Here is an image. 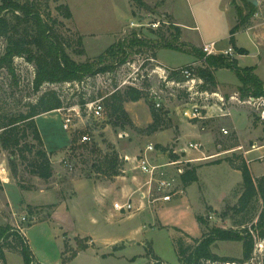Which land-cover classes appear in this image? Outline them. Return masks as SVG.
<instances>
[{
    "label": "rangeland",
    "instance_id": "rangeland-1",
    "mask_svg": "<svg viewBox=\"0 0 264 264\" xmlns=\"http://www.w3.org/2000/svg\"><path fill=\"white\" fill-rule=\"evenodd\" d=\"M29 1L33 2L41 16L52 24L54 31L69 44L67 53L78 62L95 58L114 43L126 44L128 40L138 38L156 44L161 36L170 40L175 34V29L170 25L174 24V21L168 14V7L170 8L172 2L176 0H143L149 10L138 6L133 0ZM224 1L177 0L175 9L179 13V18H182L180 21L187 25L193 23L191 29L188 27L180 30L177 43L184 44L180 45L183 50L188 49L189 39L194 41L200 35L206 38L209 35H224L225 18L222 16ZM230 1L235 12L237 7L241 8L243 15L249 13L248 6L242 8V0ZM256 1L254 10L240 27L249 29L251 33L240 34L239 44L254 51L251 39L255 33L256 41L263 51L264 0ZM62 3L69 6L71 18H66L57 8ZM239 18L237 14V21ZM79 35L82 36L85 49V54L82 55L75 52L79 48L77 45ZM4 45V39L0 37V56ZM229 45V39L225 38L216 42L218 49H225L222 47ZM137 48H128L125 63L118 64L109 73L96 74L84 79L80 84L45 83L39 91L33 89L34 65L23 57L14 58L13 73L5 67H0V118L25 112L29 103L35 102L48 90H56L64 105L61 108L64 110L48 112L35 119L44 148L50 151L47 152L50 154L53 175L49 180L32 175L26 160L10 155L0 145V227L8 224L17 228L18 224L25 230L29 225H33L27 231L31 240L30 249L46 264L55 262L63 264V259L69 258L73 252H78L83 245L91 246L98 253L115 251V256L94 258L92 251L87 250L66 264H147L155 262L156 256L164 264H179L177 247L193 245L194 238H200L207 227L239 230L243 226L249 227L258 219L262 209V201L259 198L248 214L236 211L242 193V174L228 162L223 161L230 157L238 164L242 157L250 166L256 180L264 177V120L246 104H235L233 115L224 117L214 115L206 121L205 129L202 131L205 133L203 145L199 146V150H189L188 155L189 159L202 157L200 160L189 162L190 166H198L197 181L187 186L188 188L178 184L177 187L183 190L182 193L175 195L171 202L163 206L161 202L150 204L142 202L136 196V190L146 188L147 178L137 168L134 157L142 152L146 144L152 143L156 148L155 163L171 159L169 155L172 151L189 143L183 138L178 139L184 130L182 127L191 126L190 123L194 122L184 118L181 112L199 101L190 94L189 84L182 85L186 78L181 81L174 79V83L162 78V70L166 66L152 58L154 51H159L161 61L170 66H177L172 68L187 65L194 68L206 63L196 54L173 48L159 50L146 46L139 50ZM189 56L194 57L195 62L189 64L193 60ZM235 56L234 51V55L229 57ZM240 63L256 65V73L264 80V54L243 57ZM157 65L161 68H157ZM217 77L225 83L238 81L236 73L227 68H220ZM196 84L199 89L203 88L202 84L198 82ZM127 85L137 86L147 93L145 98L137 102L124 103V107L127 106L131 112L132 116L128 114L133 126H125L123 129L115 127L109 122L106 109L102 117L94 118L86 113V105L84 108L79 106L80 100L98 96L97 91L110 92L114 87L124 89ZM212 90L220 92L227 98L238 93V87L233 84L222 85ZM155 94L160 95L159 108L154 104ZM214 101L209 99V113L212 115L216 110ZM151 108L161 113L163 119L158 130L154 132L146 130L152 122ZM65 114H71L73 120L68 130L62 127V118ZM234 118L238 121V133L230 130ZM197 125L199 130H202L201 124ZM222 128L228 133L223 134ZM154 133H160V139L165 143H157L158 139L152 136ZM83 134H89V142H81ZM73 137L76 139L71 142ZM156 144L165 147L166 150L159 149ZM111 154L117 155L118 166L105 172L98 171L97 164ZM194 154L199 155L193 156ZM11 157L15 160V168L9 162ZM181 158L184 160L183 156ZM217 161L221 162L214 163ZM127 188L130 191L126 197L121 199L115 197L113 201L122 202L133 195L135 208L138 209L132 214L119 217L115 213H112V216L102 213L97 208L91 191L97 189L105 193L109 190L117 192V189ZM39 190H43L42 193ZM7 198L18 205L15 214L10 213ZM22 198H34L44 205L32 206L29 209V205H25ZM60 202H68L69 210L61 208L56 212L54 222L38 224L49 221ZM22 214H30L33 217L30 222H20ZM198 215L204 219V225L198 222ZM240 221H245L243 226L236 224ZM62 237L63 247L60 252ZM212 251L230 261L202 260L200 264H264V239L255 240L252 257L244 263L240 262L243 252L240 240H217L212 245ZM5 253L6 264H24L19 253L9 250ZM33 264L39 263L34 261Z\"/></svg>",
    "mask_w": 264,
    "mask_h": 264
},
{
    "label": "trees",
    "instance_id": "trees-1",
    "mask_svg": "<svg viewBox=\"0 0 264 264\" xmlns=\"http://www.w3.org/2000/svg\"><path fill=\"white\" fill-rule=\"evenodd\" d=\"M138 6L149 10V7L143 0H133ZM242 8L249 7L248 14L243 15L241 8L236 7V13L239 20L230 30L229 43L237 54H247V50L237 48L235 45L234 33L245 24L250 12L254 10L255 5L252 0H242ZM60 12L66 17L71 18L72 12L65 3L57 6ZM10 14V15H8ZM170 25L175 29V34L168 40L161 36L156 44L132 38L128 43L111 44L102 53L93 59L83 62L75 61L67 53L68 45L64 39L54 31L53 25L45 20L37 10L33 2L29 0H0V37L4 39L5 45L3 53L0 56V67L7 68L11 73L14 72V58L23 57L34 65L33 89L39 91L40 87L45 84L56 83H75L80 84L84 79L92 77L96 74L109 73L115 69L118 64L125 63L126 52L128 48L142 46L147 48L161 49L173 48L182 52L191 53L193 55L205 57L203 66L192 67L187 65L184 67L191 68L192 74L203 80V89L212 90L217 87V80L214 72L220 68L232 69L239 81V95L244 98L247 96L264 95L263 81L253 73L252 67L241 68L235 58L224 55H208L205 56L202 49L193 45H189L187 50H183L177 43L181 34L180 28L173 23ZM79 48L75 51L77 54H85L82 44V36L77 39ZM152 58L156 60V50ZM185 77L179 75L177 71H170L168 79L177 81L185 80ZM98 96L80 100L79 106L82 108L89 102L101 97L104 109L107 111L109 122L123 129L125 126H133L132 120L124 107L125 102H137L141 98H145L144 90L134 85H127L124 89L114 87L110 92L97 91ZM63 102L56 90L45 91L40 97L32 103L28 104L25 112H19L14 115H6L0 118V145L10 155L17 156L28 162L29 172L36 177L49 180L53 175L50 154L44 148V142L36 123V117L48 112H52L63 108ZM152 122L147 126L149 132L157 131L162 122V114L151 108ZM165 115V114H164ZM28 139V140H27ZM75 137L71 142L75 141ZM161 150L165 147L156 144ZM31 156H27L26 153ZM172 159H178L179 155L173 152L169 155ZM235 157L238 158L237 155ZM240 157V156H239ZM10 158L9 162L15 168V160ZM240 163H235L233 158H226L223 161L239 170L242 174V193L238 199L236 211L248 214L254 202L259 198L262 201V209L255 223L249 227L243 226L245 221L236 223L243 227L239 230L225 229L220 227H207L200 238H194L193 245L184 247L180 245L176 249L179 264H200L202 260L209 261H227L228 258L220 257L212 251V245L215 241L240 240L242 242L243 252L241 263L247 262L252 257L254 244L256 239H264V177L256 180L252 174L251 168L242 157ZM118 157L111 154L104 157L97 164L98 171H106L107 169H115L118 165ZM217 161L214 163H220ZM198 166H190L186 164L181 173V184L186 187L198 180ZM116 173V172H115ZM29 209L32 206H28ZM198 222L205 224L202 216H197ZM30 226V225H29ZM66 245V244H65ZM88 245H83L79 250L86 249ZM17 252L22 256L24 264H33L35 259L30 249L28 239L19 228H14L8 224L0 227V263L6 264L5 251ZM77 252L63 259V264L72 259ZM236 262V260H231ZM147 264H164L162 260L156 256L155 262Z\"/></svg>",
    "mask_w": 264,
    "mask_h": 264
},
{
    "label": "built area",
    "instance_id": "built-area-1",
    "mask_svg": "<svg viewBox=\"0 0 264 264\" xmlns=\"http://www.w3.org/2000/svg\"><path fill=\"white\" fill-rule=\"evenodd\" d=\"M202 51L205 56L214 54V55H224V56H233L234 49L229 46L225 49L216 48V43L211 42L208 44H204L202 46ZM205 61V57H203ZM157 68H161L160 66H156ZM163 79L167 82L174 83V79H168V74L170 71H177L179 75H182L186 78L185 82L182 85L189 84V91L192 96L198 98L199 101H196L191 107L182 110V116L188 120L197 122L201 124V129H205L206 121L214 117V115H219L220 117L229 116L232 113L235 104L239 105H248L251 107L252 111H254L257 116L264 120V95L261 96H247L242 98L239 93L232 94L229 98L220 92H216L214 90L198 88L197 82L203 85V80L201 78L195 77L192 74V67H180V68H172V67H164ZM197 89H196V88ZM195 89V90H194ZM154 104L155 107H160V95L155 94L154 96ZM209 99H214V106L216 110H214V114L209 113ZM78 109V108H77ZM86 113L92 115L94 118L102 117L104 112V107L101 102V99H96L92 102L86 104ZM64 109H58L61 111ZM69 110V109H68ZM75 110V109H74ZM79 111V110H78ZM72 116L71 114H65L62 118V127L68 130L72 124ZM222 133L227 134L228 131L225 128H222ZM90 141L89 134H83L81 136V142L87 143ZM198 143L189 142L182 148V151L177 153L176 150L172 151L174 154L179 155L178 159H168L163 163H155L154 152L156 151L155 145L152 143L146 144L142 152L134 157L137 161V168L139 171L146 176L145 189H138L136 193L138 197L142 200V202L155 203V202H168L171 201L173 196L180 194L182 191L177 187L178 184H181V173L183 172L185 165L183 163H189L193 160L197 159H185L181 158L182 152L186 150L196 149L199 150ZM129 160V157H127ZM185 161V162H184ZM114 210L119 212L122 215L132 214L135 209V204L133 203L131 197H128L124 201H115L112 204ZM32 215L30 214H22L20 216V222H30L32 219ZM17 228L22 230V228L17 224ZM53 264H59L57 262Z\"/></svg>",
    "mask_w": 264,
    "mask_h": 264
},
{
    "label": "crops",
    "instance_id": "crops-1",
    "mask_svg": "<svg viewBox=\"0 0 264 264\" xmlns=\"http://www.w3.org/2000/svg\"><path fill=\"white\" fill-rule=\"evenodd\" d=\"M176 2H177V0L174 1V2H172L170 8L168 7V9H169L168 14L171 15L172 20L174 21V25L178 26L181 31L184 30L185 28H188V27H189V29H191L193 27V26H191L193 23H189V25H187L186 23H183V21H180L182 18H179V13L177 12V9H175V3ZM222 4H223V14H222V16H224V18H225V25H224V32L225 33H224V35L223 34L222 35H218V36L209 35V36H207V38L204 35H200L199 38L198 39H195L194 41H192V40L189 39V41H188L189 42V45H193V46L201 49L204 44H208V43H211V42H215L216 43L221 38L229 39V37H230V30L237 23V14L235 12V8L233 6H231L232 1L225 0L224 3H222ZM243 32L246 33V34L247 33L248 34L251 33V31L249 29H241V28H239L234 33L235 45H236L237 48L246 49L248 51V53L247 54H243V55L236 53V56L234 58L237 60V63H238V65L241 68H244V67H252L253 68V73L256 74L263 81V83H264L263 78L260 77L256 73L257 72V66L256 65H252V64H250V65H241V63H240V59L243 58V57H246V56H261L262 54H264V43H262L263 51H261L260 44L256 41V36L257 35L254 33L252 35V39H251L253 41L254 51H250L249 48L244 47V46H242V45L239 44V35L242 34ZM229 46H231V45H229ZM228 47H222V48H228ZM158 53H159V51L156 52V59L158 60V62L162 66H166V67H177V66H170L167 63L161 61V59L158 56ZM189 57L193 59L192 61L189 62V64L195 62V58L194 57H192V56H189ZM218 70H220V69H218ZM218 70L215 71V77H216L217 84H218L217 85V88H220L222 85L223 86H227L228 84H233V85H235L237 87L240 86L239 79L235 83H225V82L220 81L218 79V77H217ZM125 109L131 115V112H130V110L128 109L127 106H125ZM53 112H57V111L55 110ZM233 113L234 112L232 111L231 115H233ZM190 124H191V126L182 127V129H184V130L181 132V135L178 136L179 137L178 139H182L183 138V139H185V140H187L189 142L198 143L200 145H203L204 140H205L204 139L205 138V136H204L205 133L202 132L203 130H199L198 125H197L198 124L197 122H191ZM230 126H231L230 127V130L236 131L238 133V127H237L238 126V121L236 120V118L232 119V124ZM152 136H154L155 138L158 139V142L157 143H161V144L165 143V141H163V140L160 139L161 138V134L160 133H154ZM201 139H203V141H199ZM183 147H180L179 149L176 148V151L177 150L178 151H182V148ZM47 151L50 152L49 150H47ZM252 151H254V150H252ZM188 155H189V150H186L185 152H182V156L185 159H189V156ZM197 155H199V154H196V155L194 154L193 156H197ZM188 187H189V185H188ZM188 187L186 186L184 188H188ZM39 191H40V193H42L43 190H39ZM91 191H92V195L94 197V200L96 201V206H97L98 209L101 210L102 213H108L111 216L113 215L112 213H115V214L118 215V217L120 215H122L119 212H117L116 210H114L111 202L112 203L114 202L113 200H114L115 197H117L119 199L126 197V195L128 194V192L130 191L128 188H127V190L126 189L125 190L117 189L116 190L117 192H114L113 190H109L110 192L107 191L105 193H101L97 189H94V190H91ZM181 191H183V190H181ZM24 192L30 193L29 191H24ZM5 195L7 197V194H5ZM136 196L138 197L137 193H136ZM128 197H131V199H132V201L134 203L133 195H130ZM127 198H125L124 200H126ZM173 199H174V196H173L172 200ZM7 200H8V203H9V205L7 207L9 209L10 213L12 212V214H15V210L18 209V205H15L14 203H12L8 198H7ZM22 200L25 201V205H29V206L39 207L41 205H44L43 202H41L39 200H36L34 198H31V199L22 198ZM171 201H168V202H171ZM168 202H161L162 203L161 206H163L165 203H168ZM68 207H70L68 202L67 203L66 202H60V203H58L57 206L55 207L54 211L52 212V215H51V218L49 219V221H42V222H39L38 224H48V223L54 222V218H55L56 212H58L61 208H64V210L68 211L69 210ZM32 226L33 225L28 226L27 228H25V230L22 229V232L24 233V235L28 239V242H29V245L30 246H31V240H30V238L27 235V231ZM62 247H63V237H62V246H61L60 252H62ZM87 250H91L92 251V253L95 256L94 258H98L99 256L100 257H103V258H106V257H109V256H115V251L114 252L105 251V252H99L98 253L91 246H88L86 249L79 250L76 253V255L72 259L69 260V263L74 258H76V256H78L80 253L86 252ZM32 253L34 255L35 262H37L39 264H46V263H44V262H42V261H40L38 259L37 255H36V253L34 251Z\"/></svg>",
    "mask_w": 264,
    "mask_h": 264
},
{
    "label": "water",
    "instance_id": "water-1",
    "mask_svg": "<svg viewBox=\"0 0 264 264\" xmlns=\"http://www.w3.org/2000/svg\"><path fill=\"white\" fill-rule=\"evenodd\" d=\"M253 4L256 5L257 4V1L256 0H253Z\"/></svg>",
    "mask_w": 264,
    "mask_h": 264
}]
</instances>
